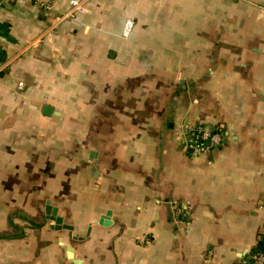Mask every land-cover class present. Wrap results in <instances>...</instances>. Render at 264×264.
Instances as JSON below:
<instances>
[{"label":"crops","instance_id":"1","mask_svg":"<svg viewBox=\"0 0 264 264\" xmlns=\"http://www.w3.org/2000/svg\"><path fill=\"white\" fill-rule=\"evenodd\" d=\"M71 1L0 0V264H248L264 0ZM203 126L226 142L196 156L178 129Z\"/></svg>","mask_w":264,"mask_h":264},{"label":"built area","instance_id":"2","mask_svg":"<svg viewBox=\"0 0 264 264\" xmlns=\"http://www.w3.org/2000/svg\"><path fill=\"white\" fill-rule=\"evenodd\" d=\"M20 1V0H11ZM72 9L67 16H71L75 13H84L86 8L82 1L73 0L70 3ZM134 24L132 21H128L123 31V37L129 38L133 30ZM23 85L20 86L22 88ZM186 139L183 141L185 148L192 150L196 156H205L209 154L213 149L221 147L226 142V136L221 129H214L211 127H198L195 130H184ZM262 247L260 245L251 254V258L248 264H264V238L261 240Z\"/></svg>","mask_w":264,"mask_h":264},{"label":"water","instance_id":"3","mask_svg":"<svg viewBox=\"0 0 264 264\" xmlns=\"http://www.w3.org/2000/svg\"><path fill=\"white\" fill-rule=\"evenodd\" d=\"M46 216L45 219L49 222H51V229L57 232L61 231H69V232H75V226L72 225L71 223H68L62 216L59 215V208L54 206L51 201L46 202ZM112 212L108 211L105 216L99 221L100 225L103 226H108V219L111 217ZM91 234V227L89 228L87 232V236L89 237ZM74 240H79L83 241L85 240V237H79V236H74ZM70 251L72 252V248H70ZM76 263H78L76 261Z\"/></svg>","mask_w":264,"mask_h":264},{"label":"rangeland","instance_id":"4","mask_svg":"<svg viewBox=\"0 0 264 264\" xmlns=\"http://www.w3.org/2000/svg\"><path fill=\"white\" fill-rule=\"evenodd\" d=\"M178 132L180 133V139H179V141L181 143V142H183L186 139V137H185L184 132H183V130L181 128L178 129Z\"/></svg>","mask_w":264,"mask_h":264},{"label":"trees","instance_id":"5","mask_svg":"<svg viewBox=\"0 0 264 264\" xmlns=\"http://www.w3.org/2000/svg\"><path fill=\"white\" fill-rule=\"evenodd\" d=\"M259 245H260V247H262V246H263L261 242H260V244H259Z\"/></svg>","mask_w":264,"mask_h":264}]
</instances>
